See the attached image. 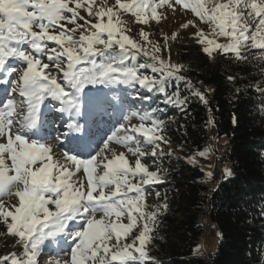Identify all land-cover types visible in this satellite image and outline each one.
Returning <instances> with one entry per match:
<instances>
[{
    "label": "snow or ice",
    "instance_id": "obj_1",
    "mask_svg": "<svg viewBox=\"0 0 264 264\" xmlns=\"http://www.w3.org/2000/svg\"><path fill=\"white\" fill-rule=\"evenodd\" d=\"M116 3L125 11H132L142 23H148V19H143L145 8L151 10L150 19H158L159 6L174 10L177 6L189 8L201 22L214 24L219 35L228 38V43L215 47L222 54L233 53L237 60L248 58L241 56L240 49L248 47L249 41L251 47L264 49V0H227L217 4L211 15L206 14L203 0L194 4L184 0H175L174 4L171 0H159L155 7L137 4L136 0L131 4H121L120 0ZM82 7L89 16L93 15L88 0L83 3L81 0H0V86L15 94L0 102V197L16 198L10 208L0 199V219L6 225L7 234L18 238L15 242L23 250L19 255L12 253L0 258V264H38L45 241L58 249L57 256L60 252L65 254L62 264H159L149 255L147 245L158 228L159 215L168 205L164 203L154 211L145 212L142 203L150 194L145 186L162 183L163 177L158 175V163L157 171L152 172L141 163L140 157L146 152L134 134L144 137V144L151 145V155L158 160L165 151L158 143L163 137L156 133L164 131V122L153 113L132 111L131 115L141 121L139 126L129 129L120 122L128 116H121L113 134L97 143L91 135L96 118L108 115V109L115 113L131 108L123 95H110L103 89L111 91L113 85H125L155 91L163 94L165 105L185 111L188 98L180 95L179 84L176 91L167 90L173 81H184L192 95L205 104L208 101L205 93L180 74L181 66L171 65L157 55L158 46L149 53L124 35L112 22L115 15L112 7L96 11V23L79 14ZM253 13L252 22L256 27L250 31L248 18ZM105 16L106 23L102 22ZM78 20L84 24L77 23ZM189 25L195 27L191 21L182 27ZM85 26L92 31L74 38L77 30ZM194 35L197 43L205 45L202 51L211 56L213 48L206 45L213 41L207 40L201 31ZM141 36L151 43L147 33L141 31ZM49 42L56 46L50 48ZM114 48L119 51H111ZM141 51L149 60L138 63ZM260 59L264 60V54H260ZM53 68L58 71L54 72ZM141 69H150L159 76H150ZM260 91L264 95V88ZM46 100L50 109L60 114L61 127L67 129L56 137L58 142L63 141L60 147L65 148L68 142L73 144L63 152V162L59 158L53 160L49 143L34 138L47 116L42 111ZM113 141L137 157L134 168L129 167L123 153L114 159L97 160ZM199 155L205 156L206 152L201 151ZM6 160L11 161L10 166ZM192 162L190 159L189 163ZM101 167L102 174L96 175ZM77 172L86 177V183L80 178L72 180ZM225 175L231 176V172L225 170ZM130 176L138 177L137 183L132 184ZM155 195L159 198L160 193ZM124 216L128 224L117 223ZM138 221L142 224L139 234L131 243H122V237ZM113 239L115 243H110ZM57 264H61L60 259Z\"/></svg>",
    "mask_w": 264,
    "mask_h": 264
},
{
    "label": "trees",
    "instance_id": "obj_2",
    "mask_svg": "<svg viewBox=\"0 0 264 264\" xmlns=\"http://www.w3.org/2000/svg\"><path fill=\"white\" fill-rule=\"evenodd\" d=\"M240 53L248 58L217 51L209 60L195 48L179 53L180 74L205 93L207 104L184 81H173L167 90L174 92L179 84L180 95L188 98L185 111L165 105L161 93L146 92L148 111L156 112L165 126L160 132L164 140L158 141L165 155L152 157L150 165L153 171L160 165L163 182L145 186L149 212L168 205L147 245L159 264H264V60L259 50ZM212 136L216 143L224 140L221 151L209 149ZM201 151L218 154L231 176L212 183L208 170L195 161L204 158ZM206 226L217 231L214 250L204 249Z\"/></svg>",
    "mask_w": 264,
    "mask_h": 264
},
{
    "label": "rangeland",
    "instance_id": "obj_3",
    "mask_svg": "<svg viewBox=\"0 0 264 264\" xmlns=\"http://www.w3.org/2000/svg\"><path fill=\"white\" fill-rule=\"evenodd\" d=\"M83 3V0H81ZM171 2L174 4L175 0H171ZM185 3H191L194 4L197 2V0H184ZM227 0H203V4L205 9L207 10V15L212 14V9L217 4H223L226 3ZM88 3L91 4L93 9V15L89 16L88 13L85 11V7H87V4H85V7H82L79 9V14L85 18V20L90 21V23H96L97 20L95 18V12L98 11L100 8L107 9L109 7L113 8V12L115 15L112 17V22L114 24H117V27L122 30V33L126 36H128L130 39H132L134 42H136L138 45H140L141 49L147 50L149 53L152 52V49L154 46H158L160 48V51L157 53V55L168 62L171 65H178L181 66L182 64L178 58V55L181 51H189L192 48L199 49L202 54L206 55L202 48L205 45H201L197 43V38L195 37V33L197 31H201L206 37L207 40H212L213 44L206 45L210 48H213V52L211 56L206 55L209 60L212 59L214 54L219 51L215 46L217 44L224 45L229 42L228 38L222 35H219V29L216 28L214 24L211 23H204L201 22L199 17L196 16L194 13L191 12L189 8H184L182 6H177L176 10L173 8H169L166 5L159 6L156 9V16L158 19H150L151 17V10L149 8H145V15L143 16V19H148V23H142L138 22L137 17L132 14V11H125L124 9H121L119 5H117L116 0H88ZM121 4H131L132 0H120ZM137 4L144 3V4H151L152 6H156L159 4V0H136ZM74 7L75 5H70ZM253 19H255V14L253 13L252 16L248 18V24H249V30L252 31L255 29V24L252 22ZM108 21V17L105 16L102 20V22L106 23ZM188 21H191L192 24L195 25L193 27L192 25H189L188 28L182 27L183 24L187 23ZM63 23V22H62ZM77 23L84 24V21L78 20ZM68 28H73L75 25H67ZM88 29L87 31L85 29ZM38 31V29H36ZM92 31L89 26H85L83 28H80L77 30V32L74 34V38L78 39L80 33H84L85 35H88L89 32ZM141 31L144 33H147L148 41L151 43L146 42L143 37L141 36ZM167 38V39H165ZM251 41H249V46L241 48L240 51H247V50H259L262 54H264V49L259 48H253L250 46ZM56 46L53 42H49V47ZM27 47V46H25ZM119 51L118 48H114L111 51ZM220 52V51H219ZM231 53V52H229ZM137 60H140L141 63L148 61L149 57L145 56L143 51H141L138 56ZM44 62H47L46 57L44 58ZM150 62V61H149ZM54 72L58 71L56 69H52ZM47 71V70H46ZM62 75V73H61ZM59 78V77H58ZM4 87V88H3ZM102 87V86H100ZM104 92H108L110 95L112 93H115L117 95H123L126 98V104L131 105V108H126L122 112H115L113 113L111 109H108V115H101L96 118V120L93 123V127L91 130L92 137L99 143L101 138H105L109 135H112L115 131L116 127H118V121H120L121 116H128L127 120L120 121L123 122L129 129H131L132 126H139L141 121L139 120V117H133L131 115L132 111H147L149 113H153L156 116V112L148 111L149 107V99L146 96V90L144 89H133L128 88L125 85H113L111 91L107 88L103 89ZM15 95L10 91V89L6 88V86L0 87V102H6V98ZM143 97V98H141ZM17 99H21L17 96ZM49 101H45L44 105H42V111L47 114L43 126L40 129V132L37 133L36 137L37 139H41L42 142L49 143L53 148V160L56 161L57 158L60 159L61 162H63V152L66 150L67 147L71 148L73 146L72 142H68L65 145V148H61L60 144L62 141L58 142L56 140L57 136H60V133L62 131H67L66 127H61V120H60V114L52 111L50 109ZM17 111H19V107L17 108ZM67 119V117H65ZM83 123V121H81ZM145 126H148L145 124ZM157 135H160V132L156 133ZM137 139L141 141V147L143 150H145L146 155L143 157H140L141 163L145 166H147L148 171L152 172L151 169V158L153 157L151 155V145L144 144V137L140 134L136 133L134 134ZM163 137V136H162ZM164 140V137H163ZM162 140V141H163ZM210 144L209 149L213 151V149L216 147L218 151H221L224 148V140L221 139L218 141V143L215 142L214 137H210ZM159 143V142H158ZM220 144V145H219ZM135 147L136 145L133 143L132 145ZM121 153L125 155V158L128 161V165L130 168L135 167V161L136 156H133L132 152L128 150L127 147L124 145L118 144L115 141L109 143V148L104 150V153L101 157H98L97 160L103 159V157H107V159H114L115 156H119ZM203 159H197L202 169L208 170V173H212L210 176L212 183H214L216 180H219L221 177L228 178L229 176L225 175V170L229 169V165L224 162H220L219 155L215 153V155L212 157V155L207 151L206 155L203 156ZM105 163L107 160L104 161ZM6 163L10 166L11 161L6 160ZM70 165V162H69ZM207 167V168H206ZM103 172V168H98L96 175H100ZM12 173H9L11 175ZM77 178L82 179L86 183V177L82 176L81 172H77L76 175L72 177L73 181H76ZM138 177H129V180L132 184L137 183ZM107 191V189H106ZM132 195V194H130ZM0 199H3L6 206L9 208L11 205L15 202L16 198L4 196L0 197ZM148 203L145 198V200L142 203V210L145 212H149V209L147 207ZM51 210H55L54 206H49ZM115 219V218H112ZM9 222L10 218H9ZM117 223H122L124 225L128 224V219L126 216L121 217ZM142 228V224L138 221L137 225L134 226L129 233L122 237L121 242L122 243H131L135 236H137ZM207 230V238L204 239V249H207V246L212 247L213 250L216 247V237H217V231L212 226H206ZM16 239L11 235L7 234L6 225L3 223L2 219H0V251L3 255L9 256L12 253H16L19 255L23 250L16 244ZM110 243H115V239L111 241ZM137 246H139V242H137ZM199 255L204 256V252L197 250ZM58 252V249L54 245L49 246V241H45V244L42 246V252L40 256H38V264H57V260H61V264L63 262V258L65 257V254L63 252L59 253V256L56 255Z\"/></svg>",
    "mask_w": 264,
    "mask_h": 264
},
{
    "label": "bare ground",
    "instance_id": "obj_4",
    "mask_svg": "<svg viewBox=\"0 0 264 264\" xmlns=\"http://www.w3.org/2000/svg\"><path fill=\"white\" fill-rule=\"evenodd\" d=\"M0 87H2V86H0Z\"/></svg>",
    "mask_w": 264,
    "mask_h": 264
}]
</instances>
